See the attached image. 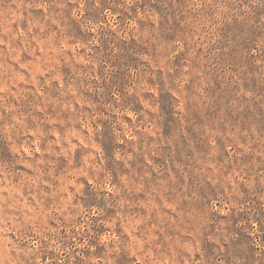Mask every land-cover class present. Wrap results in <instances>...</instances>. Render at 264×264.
<instances>
[{
    "label": "clouds",
    "instance_id": "9594fccd",
    "mask_svg": "<svg viewBox=\"0 0 264 264\" xmlns=\"http://www.w3.org/2000/svg\"><path fill=\"white\" fill-rule=\"evenodd\" d=\"M87 2L0 0L27 21L0 30V264H264V0H92L95 22ZM102 33L142 43L161 78L109 89ZM245 203L243 244L206 235Z\"/></svg>",
    "mask_w": 264,
    "mask_h": 264
},
{
    "label": "rangeland",
    "instance_id": "374dc122",
    "mask_svg": "<svg viewBox=\"0 0 264 264\" xmlns=\"http://www.w3.org/2000/svg\"><path fill=\"white\" fill-rule=\"evenodd\" d=\"M101 3L104 4V7H107L108 4L105 0H101ZM73 5H69L72 7ZM137 7L141 10L145 8H156L158 11L163 12L161 0H156L155 3H152V0H139ZM85 18L92 20L93 22L102 19L99 16V12L101 10L96 9L93 4L92 0H88L86 3ZM32 15L35 18L39 17V10H31ZM25 15L24 13H21ZM125 17H121V22L125 21ZM27 21L22 23L19 28H17L15 19L13 17H9L7 20L3 16V13L0 12V30L3 29L4 25L7 24L8 27L14 30H21ZM141 29L148 28L150 30V23H146L145 21L140 22ZM67 31L69 35H77L78 28L75 22L69 21L67 24ZM232 31V26L228 25L226 22L222 28L219 29L218 39L219 37L227 38L228 34ZM161 35H164L162 31ZM78 38H87V34H84L83 37ZM109 44H114L117 49H119L118 53L115 56H110L111 49L109 48ZM107 49V51H105ZM149 50L143 46L142 43L139 41L128 38L117 37L111 33H102L101 34V47L94 48V52L97 54L98 58L101 60H110L111 64L113 65L112 70L107 73L108 85L107 87L111 89L115 87L117 89H122L123 87L127 86L128 78H129V71L135 70L136 75L138 78L147 79L149 83L154 84L157 79H160L163 74H156L147 66V64L142 60V55ZM153 57L155 56V50L150 53ZM20 59L22 62H27L30 57L27 56V53H21ZM169 67L174 68V65H169ZM103 71V69H102ZM23 74V69L20 70L18 75ZM168 79H171V75L168 74ZM247 83H245V87H247ZM219 87V86H218ZM163 115V113H162ZM215 117V113H212L211 116L208 117L209 121H211ZM178 123V122H177ZM176 127L175 124H170L168 126V131L171 133L172 130ZM202 128V122L198 119L195 124L192 125L193 134L196 136L197 142L201 145L206 143V141L200 140V135ZM222 189L219 184H216L211 187L205 188V195L211 197L212 199L219 200L221 199ZM250 193H245L244 200L250 203L249 200ZM253 216V211H249L247 209V203L244 204V207L237 211V209H233L229 215L227 216H220L216 213H211L210 216L207 218L208 223L211 224L214 230L206 233L210 239L215 240L219 238L220 243H223V232H227L232 236L235 234H239L238 240H233L232 244L233 247L236 248L239 245L243 244L248 237L246 236V230L249 227V217ZM260 223L264 225V216H261ZM208 227V224L205 225ZM208 241H205V245L207 246Z\"/></svg>",
    "mask_w": 264,
    "mask_h": 264
}]
</instances>
